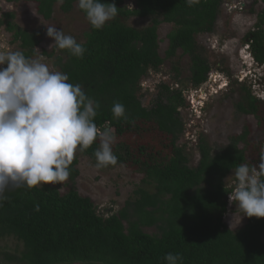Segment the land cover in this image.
<instances>
[{
	"label": "trees",
	"instance_id": "16d2710c",
	"mask_svg": "<svg viewBox=\"0 0 264 264\" xmlns=\"http://www.w3.org/2000/svg\"><path fill=\"white\" fill-rule=\"evenodd\" d=\"M15 2L18 0H7ZM34 3L37 12L51 19L55 6L70 12L78 0H22ZM227 0H104L115 3L118 15L101 30L90 29L82 43L83 58L55 45L54 66L80 84L85 93L99 102L95 123L116 137L114 166L126 167L142 176L124 206L109 216L102 215L89 196L77 189L78 161L70 165L69 179L43 186L9 187L0 199V259L7 264H166L168 253L180 254L181 264H264V217H248L238 229L224 221L229 192L226 177L241 163L258 167L264 135L245 126L222 150L213 153L204 137L199 138L200 161L191 167L185 146L180 143L187 129L182 108L186 107L179 50L190 58L188 82L203 85L212 72L198 36L213 33L222 5ZM258 2L259 0H249ZM264 2V0H261ZM79 10L86 17L83 10ZM132 17L150 18L145 27L130 26ZM8 13L0 21L13 33L21 52L33 58L42 33L14 22ZM172 24L165 57L160 54L159 26ZM251 52L264 64V10L259 14ZM168 60L175 84L157 85L150 106L143 102L141 82L151 70L159 71ZM236 103L239 112L253 115L264 131V100L246 86ZM125 107V117L114 118L113 104ZM153 125L168 142L132 146L128 134L149 132ZM242 144V146H241ZM99 140L82 152L96 160ZM64 187V190H63ZM38 207V210H37ZM146 228H155L149 233ZM16 240L14 248L6 245ZM5 243V245H4Z\"/></svg>",
	"mask_w": 264,
	"mask_h": 264
},
{
	"label": "rangeland",
	"instance_id": "374dc122",
	"mask_svg": "<svg viewBox=\"0 0 264 264\" xmlns=\"http://www.w3.org/2000/svg\"><path fill=\"white\" fill-rule=\"evenodd\" d=\"M256 4L249 0L225 1L215 31L197 37L204 49L205 57L212 66V71L219 76V81L205 83L200 88L202 91L195 90L188 82L190 58L182 55V50L178 51L181 56L183 88L187 102L186 107L181 109L187 129L180 143L185 146L191 167H197L201 158L198 149L200 137H204L212 147L213 153H216L230 143L232 136L239 135L245 126L249 127L252 133L264 135V131L257 128V119L253 115L243 114L236 108L244 86L258 99L264 100V64L259 66L253 63L251 47H248L244 40L245 35L256 28L254 24L264 10V2ZM125 5L133 8L135 2L125 0ZM12 12L15 14L14 22L19 26L42 33L37 54L33 59H40L53 71H60L54 66V57H49L43 52H51L55 47L54 39L47 35V27L63 29L66 35H71L81 42L84 41L85 33L91 25L77 6L70 12H63L58 4L52 18L46 20L37 12L34 3L0 0V21L6 18V14ZM150 22V18L141 17H132L128 20L130 26L137 28L145 27ZM172 26L169 23H162L159 26L160 54L163 57L168 48L167 35ZM0 51H21L19 43L13 41V33L8 31L5 25H0ZM2 67H7V64ZM164 81L172 86H178L173 80L168 60L159 71L151 70L141 82V94L146 106L152 104L157 94V85ZM143 127L149 129V132L127 135L128 143L132 146L152 143L160 148L168 142L167 137L159 133L155 126L144 124ZM74 160L78 161L77 167L80 170L76 180L78 191L83 196H89L102 215L109 216L117 212L131 197L133 191L143 185L142 176L126 167L114 165L97 167V160L79 151L76 152ZM226 184L235 187L234 171L226 177ZM247 218L248 216L242 215L237 203L230 201L229 196L228 209L224 215L226 224L232 229H238L245 224ZM146 231L157 232L155 228H146ZM16 243L15 239H11L6 245L14 248ZM0 264L7 263L0 259Z\"/></svg>",
	"mask_w": 264,
	"mask_h": 264
},
{
	"label": "clouds",
	"instance_id": "9594fccd",
	"mask_svg": "<svg viewBox=\"0 0 264 264\" xmlns=\"http://www.w3.org/2000/svg\"><path fill=\"white\" fill-rule=\"evenodd\" d=\"M198 2L187 0L189 6ZM78 6L95 30L103 29L118 15L117 5L104 0H78ZM47 35L57 48L83 58L86 49L82 43L63 29L48 26ZM253 63L262 65L254 56ZM4 64L7 67H2ZM213 77L212 71L205 83L219 81L218 75L216 80ZM99 108V102L80 84L70 83L67 74L53 71L21 51H0V199L9 187L33 188L67 181L76 152H84L97 140V167L116 165V137L94 122ZM111 111L114 118L125 117V107L119 102ZM260 157L258 167L241 163L235 168V187L229 192L230 201L248 217H264V148ZM164 260L166 264H181L182 256L168 253Z\"/></svg>",
	"mask_w": 264,
	"mask_h": 264
},
{
	"label": "flooded vegetation",
	"instance_id": "af4514ba",
	"mask_svg": "<svg viewBox=\"0 0 264 264\" xmlns=\"http://www.w3.org/2000/svg\"><path fill=\"white\" fill-rule=\"evenodd\" d=\"M259 2H261V0H259L258 2H255V3L258 4ZM257 4H256V5H257ZM258 21H259V19L256 20V23H255L254 25H257ZM254 31H255V29H253L252 31H249V32L245 35V37H244L245 44H247V45H251L252 41L254 40V33H253Z\"/></svg>",
	"mask_w": 264,
	"mask_h": 264
},
{
	"label": "built area",
	"instance_id": "2783aa9c",
	"mask_svg": "<svg viewBox=\"0 0 264 264\" xmlns=\"http://www.w3.org/2000/svg\"><path fill=\"white\" fill-rule=\"evenodd\" d=\"M216 76H217V75H216V74H214V77H213L214 79H213V80H216ZM199 91H202V90H201V89H199Z\"/></svg>",
	"mask_w": 264,
	"mask_h": 264
}]
</instances>
